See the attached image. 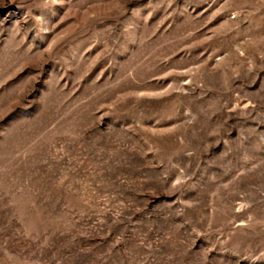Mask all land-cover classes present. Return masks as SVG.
I'll list each match as a JSON object with an SVG mask.
<instances>
[{"label":"rangeland","instance_id":"1","mask_svg":"<svg viewBox=\"0 0 264 264\" xmlns=\"http://www.w3.org/2000/svg\"><path fill=\"white\" fill-rule=\"evenodd\" d=\"M0 264H264V0H0Z\"/></svg>","mask_w":264,"mask_h":264}]
</instances>
